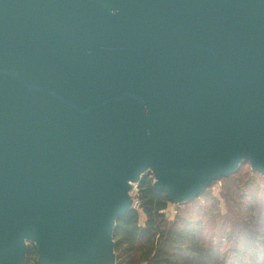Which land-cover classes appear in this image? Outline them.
<instances>
[{
	"label": "water",
	"instance_id": "water-1",
	"mask_svg": "<svg viewBox=\"0 0 264 264\" xmlns=\"http://www.w3.org/2000/svg\"><path fill=\"white\" fill-rule=\"evenodd\" d=\"M264 176V0H0V264H117L144 176L184 205Z\"/></svg>",
	"mask_w": 264,
	"mask_h": 264
},
{
	"label": "trees",
	"instance_id": "trees-1",
	"mask_svg": "<svg viewBox=\"0 0 264 264\" xmlns=\"http://www.w3.org/2000/svg\"><path fill=\"white\" fill-rule=\"evenodd\" d=\"M206 192L182 205L184 209L169 221L165 212L171 204L166 193L155 189L152 174L144 176L136 190L140 207L116 223L117 263L264 264V235L254 224L257 221L264 227V209L253 205L248 216L247 211L244 217L230 213L221 217L216 205L199 201ZM36 259L37 250L30 246L27 264H37Z\"/></svg>",
	"mask_w": 264,
	"mask_h": 264
},
{
	"label": "rangeland",
	"instance_id": "rangeland-1",
	"mask_svg": "<svg viewBox=\"0 0 264 264\" xmlns=\"http://www.w3.org/2000/svg\"><path fill=\"white\" fill-rule=\"evenodd\" d=\"M136 190L137 188L135 187L132 193L133 196ZM206 194V197L200 198L199 201L204 203L209 200L207 206H210L211 203L216 205L217 211L221 217L229 213L244 217L247 211L248 213L246 215L248 216L250 214L249 208L253 207V205L257 209V206L262 210L264 209V178L262 175L252 171L248 164H243L241 170L236 175L215 182ZM184 207L185 206L182 205H169L165 212L168 220L174 221L179 211L184 209ZM143 222L144 217L141 215V223ZM254 224L264 235V227L260 226V223L257 221H255ZM217 228H219V226H217ZM251 246L257 248L254 243H252Z\"/></svg>",
	"mask_w": 264,
	"mask_h": 264
},
{
	"label": "built area",
	"instance_id": "built-area-1",
	"mask_svg": "<svg viewBox=\"0 0 264 264\" xmlns=\"http://www.w3.org/2000/svg\"><path fill=\"white\" fill-rule=\"evenodd\" d=\"M134 208H139L140 207V203L138 201V199L136 198V193L134 194Z\"/></svg>",
	"mask_w": 264,
	"mask_h": 264
}]
</instances>
